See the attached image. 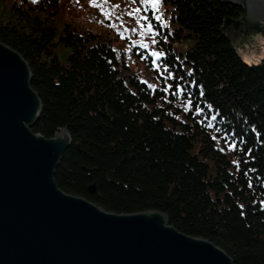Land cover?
I'll return each mask as SVG.
<instances>
[{"label":"trees","instance_id":"obj_1","mask_svg":"<svg viewBox=\"0 0 264 264\" xmlns=\"http://www.w3.org/2000/svg\"><path fill=\"white\" fill-rule=\"evenodd\" d=\"M171 2L169 21L147 14L149 29L124 4L107 18L87 0H0V41L31 68L33 132L71 135L63 192L111 213L162 212L234 264H264V58L246 63L222 30L240 7Z\"/></svg>","mask_w":264,"mask_h":264},{"label":"water","instance_id":"obj_2","mask_svg":"<svg viewBox=\"0 0 264 264\" xmlns=\"http://www.w3.org/2000/svg\"><path fill=\"white\" fill-rule=\"evenodd\" d=\"M222 1L244 12L222 30L241 56L258 58L264 0ZM32 81L29 63L0 41V264H234L162 212L111 213L63 192L55 176L72 138L67 129L53 138L33 132L43 103Z\"/></svg>","mask_w":264,"mask_h":264},{"label":"rangeland","instance_id":"obj_3","mask_svg":"<svg viewBox=\"0 0 264 264\" xmlns=\"http://www.w3.org/2000/svg\"><path fill=\"white\" fill-rule=\"evenodd\" d=\"M87 1L89 2L90 5H95V6L101 5V7H102V5L107 6L104 9V15L107 18L111 15L109 13H110V11L112 10L113 7H115L117 5L124 4V6L129 10V6H130V9H131V10H129L130 13L132 15L138 17L139 19L143 18L142 22H144V25L146 23L144 18L147 17V14L149 12H151V14L153 13L156 21H160L162 19H165L166 22H167L168 18H166V16L170 14L169 11H171V9L173 7V4H172L171 0H159L158 3H155V0H141L140 3H141V5H144L145 9H144V13H142V11L140 13V11L138 9L139 7L137 5H135V3H133L131 0H100L99 3H97V1H95V0H87ZM154 4H155V6H154ZM136 10H138V11H136ZM157 17H159L160 19L157 20L156 19ZM78 20L81 23H84V24L87 23L86 16H83L82 18H80ZM147 22H150V20L147 19ZM162 22H164V20H162ZM143 29H145V28L141 29L142 38H141L140 45L149 47L150 46L149 45V39L147 37V36H149L148 35L149 31H148V29H146V31L143 30ZM150 37L154 39V36H150ZM154 53L152 52V54H154ZM241 57L248 64H257L264 58V49H263L262 53L260 54V56L258 58H256V59H253V60L249 61L248 59L244 58L243 56H241ZM141 70L144 71V68L143 69L141 68Z\"/></svg>","mask_w":264,"mask_h":264},{"label":"snow or ice","instance_id":"obj_4","mask_svg":"<svg viewBox=\"0 0 264 264\" xmlns=\"http://www.w3.org/2000/svg\"><path fill=\"white\" fill-rule=\"evenodd\" d=\"M33 2H36V0H33ZM159 2V0H155V3H158ZM154 6H155V4H154ZM136 11H138V10H136ZM145 19V21H146V23H145V27H147V28H149V29H152L153 28V25L151 24V23H148L147 22V18L145 17L144 18ZM157 20H159L160 18L159 17H157L156 18ZM158 34V33H157ZM155 35V34H154ZM154 55H156L157 57H159V53H155ZM165 71H167V69H165ZM181 91H182V89H181ZM189 103H190V101H189ZM213 119H215V117H213ZM236 147H237V145L236 144H231L230 145V148L231 149H236Z\"/></svg>","mask_w":264,"mask_h":264}]
</instances>
